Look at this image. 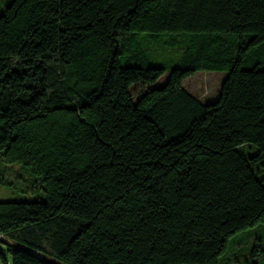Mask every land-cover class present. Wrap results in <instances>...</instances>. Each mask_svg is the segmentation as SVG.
I'll use <instances>...</instances> for the list:
<instances>
[{"label":"trees","instance_id":"16d2710c","mask_svg":"<svg viewBox=\"0 0 264 264\" xmlns=\"http://www.w3.org/2000/svg\"><path fill=\"white\" fill-rule=\"evenodd\" d=\"M199 70L228 72L213 102ZM0 159L45 192L0 201L3 264H218L264 238V0H10Z\"/></svg>","mask_w":264,"mask_h":264},{"label":"rangeland","instance_id":"374dc122","mask_svg":"<svg viewBox=\"0 0 264 264\" xmlns=\"http://www.w3.org/2000/svg\"><path fill=\"white\" fill-rule=\"evenodd\" d=\"M9 2L10 0H0V12ZM166 58L165 54L157 50L149 54L150 62L154 65L164 64ZM168 74L169 70H166L154 84H149L147 87L161 86L167 80ZM227 74L226 70H199L184 80V86L203 102H213ZM144 88L145 86H139L135 91L141 92ZM259 168L264 171V166ZM1 174L8 184L0 183V201L45 199L43 184H38L35 176L27 174L20 164L4 163L3 159H0V177ZM260 229V226H255L237 233L229 243L225 255L218 259V264H264V238ZM5 253L9 257V254ZM0 264H3L1 258ZM8 264H11L10 257Z\"/></svg>","mask_w":264,"mask_h":264}]
</instances>
